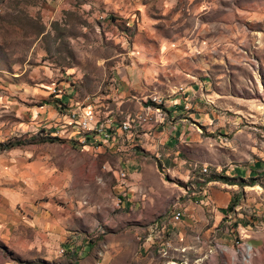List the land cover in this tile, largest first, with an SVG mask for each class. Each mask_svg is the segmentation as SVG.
I'll return each mask as SVG.
<instances>
[{
  "label": "rangeland",
  "instance_id": "rangeland-1",
  "mask_svg": "<svg viewBox=\"0 0 264 264\" xmlns=\"http://www.w3.org/2000/svg\"><path fill=\"white\" fill-rule=\"evenodd\" d=\"M188 87L197 157L176 150L220 185L178 221L122 184L130 153L83 148L54 115L58 89L123 118ZM78 261L264 264V0H0V264Z\"/></svg>",
  "mask_w": 264,
  "mask_h": 264
},
{
  "label": "crops",
  "instance_id": "crops-1",
  "mask_svg": "<svg viewBox=\"0 0 264 264\" xmlns=\"http://www.w3.org/2000/svg\"><path fill=\"white\" fill-rule=\"evenodd\" d=\"M190 94L193 95L190 96ZM58 97L59 99L57 100L67 107L72 102L83 103V101L74 100L73 95L71 96L69 91H67L66 94L59 93ZM97 100H100L97 102H101L104 99H101L100 97ZM164 100L167 101L168 104H170V120H168V122L163 125L157 126L150 132V134L154 136L160 132V142L163 143V146H158L154 144V142L149 143L148 145L144 144L142 142V138H147L149 135L148 133L141 135L140 139L137 140V143L142 144L141 146L145 150L144 152L152 154L153 157H147L136 153L134 147L138 144L131 143L130 141L109 148V150H111L112 152H120L119 155H123V153L125 154V152L130 153L126 160L120 162V167L125 171L127 175V178L125 180L126 187L130 188L129 190L141 189L144 192V197L146 194L149 195L150 193L157 191V195L164 196V199H162V201H155V205H157L159 208H164L166 206L167 199L171 197L175 189H173L172 186H166V189L163 187L160 188V186L156 187L151 183V181L155 180L159 182V180H164L160 174V171L162 169H167L169 171V175L166 176L167 182H169V180L171 179H187L190 175V165L187 163L186 158H182L178 154V150H176L177 145H180V143L183 141L191 142V140L196 139V137L198 136V132L194 128L196 113L191 109L193 100H196V93H194L193 87H188V89H186L185 91L180 92V95H178L176 98L173 95H169ZM88 103H93L94 105L97 104H95V102ZM172 103H175L174 107L172 106ZM102 105V103L97 104V106ZM185 106H187L188 109H186ZM63 111L59 108V110H56L54 114L55 117L58 118L57 122L59 123V126L64 128V131L75 132V129L66 126L69 124V121L64 116ZM105 113H110V111H105ZM113 115L119 117V113H113ZM53 130L54 129H49V131L46 130L45 133H53ZM191 143L193 144H189V146H191V153L188 157L195 158L197 157V154H194V151L196 149V146L199 145L194 142ZM217 184L220 185L218 180H213L211 178L209 179L208 187L210 193H212V191L216 189L215 186ZM198 198L200 197L197 196L196 200H198ZM136 199L137 196L135 193L127 192L126 196L123 197L124 202L122 207L132 208V205L135 203V201H137ZM84 256V258H87L88 256H90V253H88V255L84 254ZM75 264H80V261L76 262Z\"/></svg>",
  "mask_w": 264,
  "mask_h": 264
},
{
  "label": "built area",
  "instance_id": "built-area-1",
  "mask_svg": "<svg viewBox=\"0 0 264 264\" xmlns=\"http://www.w3.org/2000/svg\"><path fill=\"white\" fill-rule=\"evenodd\" d=\"M58 91L62 93L61 89H58ZM152 100L147 105H143L137 112L128 113L123 118L110 113H102L97 108V105L84 102H72L66 107L63 114L69 121V124L66 126L75 129V132H72L70 137L73 138L76 144L83 148L89 147L100 150L106 147L109 149L112 146H118L127 141L137 144V140L140 139L141 135L149 133V131L155 129L157 126L163 125L170 120V104L164 99ZM172 106L174 107L175 103H172ZM185 108L188 109L187 106ZM53 135H56L55 131L53 133H45L46 137H52ZM160 174L163 178H166L169 175V171L162 169ZM210 176L211 170L208 164L191 163L190 175L187 179L183 180L181 186L171 195L170 207L175 220L178 221L185 211L186 205L182 204L183 199L186 198L187 201H190L192 198L196 199L199 196L200 199L198 201L201 203L210 201L209 199H204V197L209 198L210 195L208 187ZM119 177H121L122 184L126 187L124 180H126L127 175L125 171L120 170ZM125 196L126 193H123V197ZM123 202L121 201L122 206ZM79 240L76 237L72 240L70 239L68 245L65 248L59 249V252H67L72 248L70 253L73 256L79 255L80 249H78V246L80 243L77 242ZM88 242L89 240L86 239V243ZM75 251L76 253H73Z\"/></svg>",
  "mask_w": 264,
  "mask_h": 264
},
{
  "label": "trees",
  "instance_id": "trees-1",
  "mask_svg": "<svg viewBox=\"0 0 264 264\" xmlns=\"http://www.w3.org/2000/svg\"><path fill=\"white\" fill-rule=\"evenodd\" d=\"M47 138L53 139V138H55V137H47Z\"/></svg>",
  "mask_w": 264,
  "mask_h": 264
}]
</instances>
